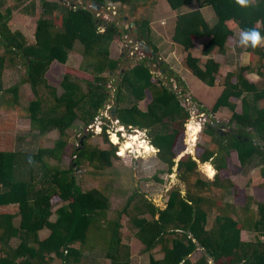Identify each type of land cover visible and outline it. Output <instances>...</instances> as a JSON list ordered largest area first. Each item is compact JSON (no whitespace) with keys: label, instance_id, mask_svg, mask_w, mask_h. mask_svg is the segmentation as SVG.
Returning <instances> with one entry per match:
<instances>
[{"label":"trees","instance_id":"1","mask_svg":"<svg viewBox=\"0 0 264 264\" xmlns=\"http://www.w3.org/2000/svg\"><path fill=\"white\" fill-rule=\"evenodd\" d=\"M40 1L42 16L37 21L33 45L25 43L21 33L10 29L13 10L6 9V14L0 11V44L4 48L3 52L0 49V93L3 97L13 95L10 106L12 103L19 105L21 85L30 84L36 97L26 109L32 135L42 137L56 130L60 137L53 147H40L35 152L0 149V208L19 207L16 212H0V264H54L56 259L62 260V264H101L97 258L90 260L88 253L98 247L106 250L104 257L112 264H131L132 248L124 241L122 218L124 214L130 215L139 191L114 218L109 216L110 195L100 188L85 189L77 176L76 166L108 169L114 166V159H120L119 147L110 141L109 126L103 129L110 149L93 147L88 142L83 146V139L88 138L85 133L73 154L74 163L69 168L63 167L69 146L68 131L79 120H85L88 127L101 116L111 99L109 85L113 80L120 81L116 83L119 88L117 120L128 129L148 131L152 144L159 150V157L169 165V174H173L178 165L183 181L194 186L187 195L181 188L174 189L166 208L146 198L142 200L144 206L137 205L141 212L135 216L139 228L137 236L151 253L150 264H264V195L259 192L260 199L248 195L245 203H233L225 201L221 195L210 194L218 188L239 197L236 182L224 178L226 173L235 170L231 159L236 148L243 156V166L254 164L258 168L256 174L262 181L256 182L257 187L264 189V107H258L257 103L264 97V90L261 95L258 82L249 78V74L256 72L264 79V49L261 45L237 47L241 60L245 53L253 54L259 57L261 66L255 69L240 61L239 70L225 79L221 78L223 64L219 61L232 50L230 42L238 36L235 27L239 30L255 28L264 37V0L254 8L242 7L236 0H210L217 12L214 20L209 22L198 9L178 16L173 31L172 41L188 53L186 68L211 87H216L218 81L228 84L215 110L223 111L229 106L233 117L230 122H220L216 127L218 121L210 115L212 121L203 131L212 138L215 147H205L203 151L201 147L198 153L201 163L212 158L219 172L215 179H208L199 170V160L192 154L184 156L179 163L176 161L186 151L187 147L181 150L180 141L185 138L186 123L192 114L177 92L181 87L187 88V84L171 70L160 49L153 47L157 33L153 20L144 18L137 23L136 34L158 56L148 54L125 72L121 66L123 56L122 59L113 58L110 45L136 32L133 27L122 26L121 18H117L108 22L107 30L102 32L104 22L95 8L87 4L68 5L63 0ZM91 1L106 7L119 6L123 12L126 6L138 9L139 0ZM167 1L174 11L195 3V0ZM36 10L37 5L33 3L31 10L25 12L34 16ZM57 13L60 25L55 23ZM77 41L84 44L85 55L92 58L93 73L85 71L92 79L66 73L60 84L63 92L59 94L57 88L49 85L47 74L56 61L67 64ZM202 41H205L202 49L205 61L194 55ZM16 57L26 65V78L5 89L7 63H14ZM164 69L162 75L155 72ZM42 88L50 91L51 106H47L46 99L41 96ZM127 92L140 103L148 98L151 101L148 110H143L137 102L122 107ZM236 99L243 102L242 113L236 111ZM202 111L209 112L205 107ZM228 126L230 132L224 131ZM193 178L197 180L192 182ZM147 214L151 217H146ZM18 217L20 223L16 221ZM45 229L48 234L42 237ZM246 230L256 233V238L246 241L243 237ZM201 248L205 250L204 255L194 260L192 256ZM157 250L164 256L159 257Z\"/></svg>","mask_w":264,"mask_h":264},{"label":"rangeland","instance_id":"2","mask_svg":"<svg viewBox=\"0 0 264 264\" xmlns=\"http://www.w3.org/2000/svg\"><path fill=\"white\" fill-rule=\"evenodd\" d=\"M53 2L55 0H48ZM68 5H85L87 4L89 7L94 8V3L92 4L91 0H67ZM2 2V3H1ZM0 3V11L6 14V9L11 8L13 10V15L11 17V21L9 22L10 29L14 33H21L25 38V43L28 45H33L36 42L35 32L37 28V21L42 16L41 11V1L40 0H25L24 2H18L17 0H2ZM210 0H195V3L192 7H186L183 10L174 11L167 0H139L138 1V9L136 7L126 6L121 12V8L118 6L117 10H112L108 8H102L101 10V20L104 22L102 27V31L105 30L106 21H113L117 18H121L119 20L122 26L129 27L132 23L135 24L133 27L134 30H137V23L142 22L144 18H150L153 20L152 25L155 27L157 33H155V40L153 41V47L160 46L162 50V54H166L169 49H177L176 59L173 58H165L166 63L169 66L176 67L177 74L180 76L182 81L187 84L186 87H181L177 92L182 98L185 105L190 109L192 117L195 118L196 122H199L202 125L201 131L198 133V138L194 144H189L188 134L186 131L185 138H181L180 146L181 150L186 148L184 154L177 158V162L188 155L192 154L196 160H199V151H202L205 147H215L212 141V138L204 133V129L208 122H211L212 119L210 115L218 122H230L233 117V110L226 106L223 108V111L217 112L215 107L219 101V99L224 95L228 84L220 83L218 81V85L216 87H211L203 81L199 80L191 70H189L184 66L186 64V59L188 57V53L184 49L182 50L179 46L173 43L172 35L177 24V17L186 12L195 11L201 9L205 12L208 19H212L217 16V12L214 7L209 3ZM35 3L37 5L36 15L30 16L25 12L27 9L31 10L32 4ZM263 2L261 0H248L247 8H254L261 5ZM104 5V4H102ZM250 5V6H249ZM134 12V13H133ZM116 13H121L120 15H116ZM59 14L57 13L55 17V23H59ZM52 17V16H51ZM49 17V18H51ZM129 17L127 23L122 18ZM57 19V20H56ZM233 23V22H232ZM163 24V25H162ZM168 24V25H167ZM167 25V26H166ZM259 25L261 23L259 22ZM235 27V26H234ZM236 32L238 34L237 39H232L230 45L232 50L227 57H220L219 61L223 64L221 78H228L229 74L235 73L238 68V62L243 61L244 64H248L253 68H257L261 66L259 61V57L253 54L245 53L242 57L239 56L237 52V47L246 48L245 46L239 43L241 37L238 27H235ZM137 32H132L131 35H125L124 40L114 41L111 43V51L112 56L115 59H122L123 62L121 64L122 70H129L133 64H136L142 59L147 58L148 56L144 55V52H140L138 55L135 54V47L137 44H133L134 41H131L132 37L137 38ZM205 41L201 43L204 45ZM132 43V44H131ZM173 46V48H171ZM201 52L195 53L198 54L203 60H206V57L202 54V49L204 46H198ZM261 47L264 49V42H262ZM0 49L3 52L4 48L0 44ZM170 50V51H172ZM182 52V53H181ZM184 56V57H183ZM163 59V58H162ZM92 58H89L85 55V46L83 43L79 41L75 44V49L69 53L67 64H61L56 61L51 67L50 71L47 74V79L49 85L58 89L59 94L63 92L61 89V80L63 79L66 73H71L76 76H80L82 78L92 79L89 73H93V69L90 68ZM8 68L4 74V85L5 89L11 88L22 82L26 78L27 68L24 61L21 58H15L14 63L8 62ZM159 67V66H158ZM157 67V68H158ZM86 71V72H85ZM157 74L162 75L165 73L163 70H156ZM176 72V71H175ZM189 73V74H187ZM249 78L251 80L257 81L260 87V93L262 95V90H264V79L258 76L255 72L254 74H249ZM116 79L119 80L118 77ZM117 80V81H118ZM120 82V81H118ZM114 80L109 85V90L111 94V99H109L106 107L101 111V116L98 117L95 121L91 122L90 126H86L85 120H79L76 123V126L71 128L68 131L69 136V146L67 149V153L64 156L63 167L69 168L74 163L75 158L73 154H75L76 149L81 145V139L84 138L86 133V129L89 128L90 132L87 134L88 138L85 139V144L88 142L90 146L100 147L102 149H110V144L106 141V136H104L105 125L109 126V135L111 141V134L115 132L119 137V143H116L119 148L124 143L126 136L134 135L137 129H126L123 128V133L117 131V129L121 128V125L118 123L117 118L113 114V110L118 105V87ZM85 88L89 89L88 86ZM184 92V93H183ZM0 93V149L5 152H14L19 150H25L29 152H35L40 147H53L55 145V141L60 137L59 132L54 130L47 135L35 137L32 135L31 124L28 118V113L26 111L29 103L32 100H35V93L30 84H24L20 87V101L19 105H14L12 103L10 106L9 102L13 100V95L8 94L3 97ZM41 96L46 99L47 106L52 105V98L50 96V91L46 88H42L40 91ZM254 98V97H253ZM7 99V100H6ZM139 103L143 110H148V106L151 101L148 98H145L140 103L135 96L129 92L126 94V98L123 102H121L122 107L133 106L134 103ZM236 111L242 113L243 112V102L242 100L236 101ZM256 102V100H255ZM258 107H264V97L258 100ZM256 103V104H257ZM14 106V107H13ZM202 107L207 108L209 112L202 111ZM217 113H216V112ZM215 112V113H213ZM106 113V115H105ZM212 113V114H211ZM224 131L230 132L231 127L228 126L227 129L223 128ZM146 132V137L149 140V143L154 146L151 142V137L149 132ZM94 133V135H92ZM91 136V137H89ZM112 143V141H111ZM114 144V143H112ZM200 147V148H199ZM191 148V151H189ZM220 153V157H221ZM119 156V155H118ZM235 163V170L230 174H225L224 178H231L237 184V192L240 193L239 197L229 195L225 189H213L210 192L211 195H217L225 199V201L233 200L238 201L239 203H245L248 199V195H251L252 187L254 183L257 181H262L260 177H257L256 172L258 168L254 166V164L250 165V167L243 166V156L239 149H235L233 151L232 159ZM201 163V161L199 160ZM216 170V174L213 179L219 173ZM76 169L78 167L76 166ZM169 165L164 163L159 157V150L154 154H150L147 156H140L131 150H127L125 155L120 159H114V166L108 169H95L94 167L84 165L77 171V176L81 184H83L85 189L92 188H100L105 193L110 195L111 197V209L109 216L118 217L120 211H124L127 207L130 198L132 195L138 190L139 195L136 198V201L133 203L130 209V215L124 214L123 223L124 227L123 237L125 243L131 245L132 248V259L131 264H150L151 261V253L147 252L145 249V245L137 236L138 226L135 221V216L137 214H141L140 210H138L137 205H143V199L153 200L157 205L161 208H166L168 205V201L170 199L171 192L176 188H181L182 193L187 195L188 191L194 189V186H191L188 182L183 181L181 178V172L179 171L178 165L176 166L174 173L169 174ZM173 175L175 176V180L173 181ZM254 178V179H253ZM197 178H193L192 182H195ZM254 182V183H253ZM258 191L264 195V189ZM226 193V194H225ZM224 194V195H223ZM256 197L258 199L261 196ZM226 196V197H225ZM224 201V203H226ZM234 203V202H233ZM57 207V206H56ZM55 207V208H56ZM5 211L16 212L19 210L17 205H10L0 208ZM219 212V211H215ZM217 215L214 216L216 218ZM146 217H151L150 214H147ZM55 218V216L53 217ZM17 223H20V218L16 219ZM48 234V230L45 229L42 231V237H45ZM256 233L244 231L243 237L247 240H253L256 237ZM264 239V236L262 237ZM90 260H96L101 264H112L111 260L104 257L106 250L103 248H97L94 251H89ZM159 257L164 256L160 250L156 252ZM205 250L199 249L192 258L194 260L199 259L202 255H204ZM62 260L56 259L54 264H62ZM216 264V263H213Z\"/></svg>","mask_w":264,"mask_h":264},{"label":"clouds","instance_id":"3","mask_svg":"<svg viewBox=\"0 0 264 264\" xmlns=\"http://www.w3.org/2000/svg\"><path fill=\"white\" fill-rule=\"evenodd\" d=\"M236 2L243 7V6L247 5L248 0H236ZM93 3L94 2H92V4ZM103 8H109V7H106L104 5ZM98 12L101 13V11H98ZM100 13L98 14L99 17L102 16ZM118 15H119V13H118ZM125 23H127V22H125ZM134 26L135 25L131 24L127 28H131ZM107 28H108V21H106L105 30L102 31V28H101V31L105 32L107 30ZM135 31L138 33L137 30H135ZM240 37H241V39H240L239 43L245 47L250 46L252 48H256L257 46L261 45L262 42H264V37H262L261 33L255 28L248 29V30H241ZM131 41H134L133 44H137V46L135 47V51H134L136 55H138L140 52H144L145 56H148V54H150L147 52L145 46L142 45V42H144V41L137 40L136 38H133V37H132ZM138 47L140 48V50L137 49ZM105 115H106V113H105ZM118 123L121 125V128L117 129V131L123 133V131H124L122 128L123 125L120 123V121H118ZM124 128L128 129L125 126H124ZM201 128H202V125L199 122H196L194 117H190V119L187 121L186 129H187L188 141H189L190 145L194 144L195 141L197 140L198 133L201 131ZM111 141L114 144L119 143L118 137L115 134V132H113L111 134ZM127 150H131L132 152H134L140 156H147L150 154H154L155 152L158 151V149L155 146H152L149 143V140L146 137V132L144 130H139V129H137V131L135 132L134 135L126 136L124 143L120 146L117 154L119 156L123 157ZM189 151H191V148H189ZM197 163H198L199 170L204 175H206L208 179L214 178V176L216 174V170H215L214 165L212 163V158H210L209 161H206L203 163H200L199 161H197ZM174 180H175V176L173 175V181Z\"/></svg>","mask_w":264,"mask_h":264},{"label":"crops","instance_id":"4","mask_svg":"<svg viewBox=\"0 0 264 264\" xmlns=\"http://www.w3.org/2000/svg\"><path fill=\"white\" fill-rule=\"evenodd\" d=\"M190 7H192V6H190ZM183 10V9H182ZM185 10V9H184ZM196 11V10H195ZM203 11V10H202ZM190 12H192V11H190ZM204 12V11H203ZM185 13H189V12H186L185 11ZM204 14H205V12H204ZM180 16V15H179ZM205 16H206V14H205ZM178 18V17H177ZM206 18H207V16H206ZM215 19V17L213 18V20ZM207 20L210 22V21H212V19L210 20V19H208L207 18ZM132 25H135V24H132ZM163 25V24H162ZM168 25V24H167ZM166 25V26H167ZM156 31V30H155ZM157 32V31H156ZM154 39H155V35H154ZM203 42V41H202ZM201 42V43H202ZM174 43V42H173ZM201 43H200V46H204V45H201ZM147 44V43H146ZM174 44H176V43H174ZM204 44V43H203ZM177 46H179L182 50L184 49L182 46H180V45H178V44H176ZM160 46L161 45H158L157 47L160 49ZM152 48V47H151ZM171 48H173V46L171 47ZM152 50L153 51H155L153 48H152ZM162 50L163 49H160V53H161V56L164 58V56H165V58H169V59H172L173 60V58H175L176 57V55H177V52H179V50L177 51V49H174V50H172V49H169L167 52H166V54L164 55V54H162ZM170 50H172V51H170ZM198 52H201L200 51V49H199V47H197V49L194 51V55H195V53H198ZM182 53V52H181ZM185 54H186V51H185ZM184 57V56H183ZM196 57H200V56H198V54H196ZM176 59V58H175ZM186 62V61H185ZM185 67L186 66H184V70H185ZM171 70H174V71H176L177 72V70H176V67H172L171 68ZM186 70H187V68H186ZM187 74H189V73H187ZM260 191H258V187H257V183L255 184L254 183V186L252 187V192H251V195H253V196H256V194H258ZM231 202H235V201H233V200H230ZM111 217V216H110ZM246 231H249V230H246ZM249 232H251V231H249Z\"/></svg>","mask_w":264,"mask_h":264},{"label":"water","instance_id":"5","mask_svg":"<svg viewBox=\"0 0 264 264\" xmlns=\"http://www.w3.org/2000/svg\"><path fill=\"white\" fill-rule=\"evenodd\" d=\"M103 7H104V5H99L97 2H94V8H95L96 10H101ZM128 20H129V17H126V18H125V22H127ZM142 45L145 46V48H146V50H147L148 53L153 54V56H155V57L158 56V53L155 52V51H153L152 48H151V46L147 45L145 42H142ZM163 71L165 72L166 70L164 69ZM185 106H186V105H185ZM116 111H117V109L115 108V109H114V116H116ZM215 126H216V127H219V126H220V122L215 123ZM89 132H90V129L87 128V129H86V137H87V134H88ZM85 139H86V138H84L83 141H82L83 146L85 145ZM78 169H80V168H78ZM78 169H77V171H78Z\"/></svg>","mask_w":264,"mask_h":264},{"label":"built area","instance_id":"6","mask_svg":"<svg viewBox=\"0 0 264 264\" xmlns=\"http://www.w3.org/2000/svg\"><path fill=\"white\" fill-rule=\"evenodd\" d=\"M113 7H115V8L113 9ZM116 8H118V7H117V6H110L108 9H110V10H112V9H113V10H115V11H116V10H117ZM117 14H118V13H116V15H117ZM137 49H139V50H140V48H139V47H138Z\"/></svg>","mask_w":264,"mask_h":264},{"label":"flooded vegetation","instance_id":"7","mask_svg":"<svg viewBox=\"0 0 264 264\" xmlns=\"http://www.w3.org/2000/svg\"><path fill=\"white\" fill-rule=\"evenodd\" d=\"M55 1H57V0H55ZM55 1H53V2H55ZM64 2H65V4H67V3H69L67 0H63ZM73 5H75L74 3H72ZM8 9V8H7ZM133 24V23H132ZM224 127V126H223Z\"/></svg>","mask_w":264,"mask_h":264},{"label":"bare ground","instance_id":"8","mask_svg":"<svg viewBox=\"0 0 264 264\" xmlns=\"http://www.w3.org/2000/svg\"><path fill=\"white\" fill-rule=\"evenodd\" d=\"M117 137H118V135H117ZM118 140H119V137H118ZM126 153V152H125Z\"/></svg>","mask_w":264,"mask_h":264}]
</instances>
